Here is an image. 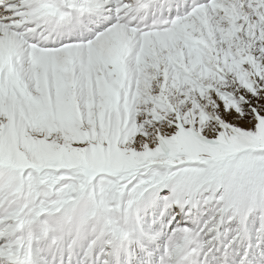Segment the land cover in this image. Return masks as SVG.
Here are the masks:
<instances>
[{
    "label": "snow or ice",
    "instance_id": "6c2138e0",
    "mask_svg": "<svg viewBox=\"0 0 264 264\" xmlns=\"http://www.w3.org/2000/svg\"><path fill=\"white\" fill-rule=\"evenodd\" d=\"M0 264H264V0H0Z\"/></svg>",
    "mask_w": 264,
    "mask_h": 264
}]
</instances>
